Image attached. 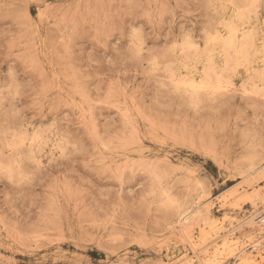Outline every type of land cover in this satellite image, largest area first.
<instances>
[{
	"label": "rangeland",
	"instance_id": "374dc122",
	"mask_svg": "<svg viewBox=\"0 0 264 264\" xmlns=\"http://www.w3.org/2000/svg\"><path fill=\"white\" fill-rule=\"evenodd\" d=\"M263 217L264 0H0V264H264Z\"/></svg>",
	"mask_w": 264,
	"mask_h": 264
},
{
	"label": "snow or ice",
	"instance_id": "6c2138e0",
	"mask_svg": "<svg viewBox=\"0 0 264 264\" xmlns=\"http://www.w3.org/2000/svg\"><path fill=\"white\" fill-rule=\"evenodd\" d=\"M139 39L144 40L145 37L143 35V33H139ZM128 41V34L127 31L125 32V40H124V44H126ZM124 44H120L115 50H114V54L112 55L113 60H116L117 62L120 60L121 56L123 55L125 57V59L127 58V51L124 48ZM111 48V46H109ZM141 48L146 50V45L142 44Z\"/></svg>",
	"mask_w": 264,
	"mask_h": 264
},
{
	"label": "bare ground",
	"instance_id": "6f19581e",
	"mask_svg": "<svg viewBox=\"0 0 264 264\" xmlns=\"http://www.w3.org/2000/svg\"><path fill=\"white\" fill-rule=\"evenodd\" d=\"M194 86H195V85H194ZM213 90H214V89H213ZM201 91H202V90H201ZM231 203H232V202H231ZM235 205H236V204H235ZM227 206H228V205H227ZM224 207H225V206H224ZM211 209H212V207H211ZM225 219H226V218H225ZM260 219H261L260 224L264 226V217H263V218H260ZM223 220H224V219H223ZM256 222H257V221H256ZM252 223H253V222H252ZM249 224H251V222H250ZM260 224H259V225H260ZM216 225H217V224H216ZM206 226H207V225H206ZM254 226H255V225H254ZM214 227H215V226H214ZM214 227H213V228H214ZM255 231H256V230H255ZM206 236H207V235H206ZM201 238H202V237H201ZM213 238H214V237H213ZM205 242H206V241H205ZM180 245H181V244H180ZM216 249H217V248H216ZM226 253H227V252H226ZM213 263H216V262L213 261ZM241 263H242V262H241ZM219 264H220V263H219Z\"/></svg>",
	"mask_w": 264,
	"mask_h": 264
}]
</instances>
